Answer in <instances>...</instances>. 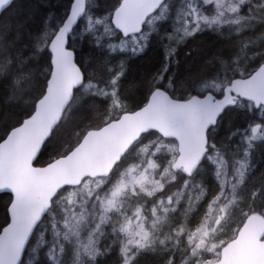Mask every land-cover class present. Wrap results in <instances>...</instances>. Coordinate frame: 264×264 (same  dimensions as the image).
<instances>
[{
	"label": "trees",
	"instance_id": "16d2710c",
	"mask_svg": "<svg viewBox=\"0 0 264 264\" xmlns=\"http://www.w3.org/2000/svg\"><path fill=\"white\" fill-rule=\"evenodd\" d=\"M121 1L88 0L86 15L69 37V47L75 51L77 63L86 74L85 83H102L110 75L104 45L97 43L93 38L85 26V19L89 15L96 18L108 15L111 18ZM72 3L73 0H14L0 15V143L13 128L32 115L37 102L45 94L52 71L50 42L66 20ZM181 3L182 0L165 1L163 5H169L167 20L157 23L155 31L150 34L141 52L131 54L125 60L116 95L128 111L144 106L156 87L166 90V82L171 84L170 91H166L173 97L186 99L200 83L214 80L218 75H222L224 76L222 87L218 89L210 87L204 93L193 92L201 96L212 92L217 97H221L225 83L229 84L234 78L248 77L264 63V39L253 48L252 56L236 61L242 46L241 38L234 34L229 35L225 28L196 31L179 43L175 50L168 51L165 37L171 31V20ZM212 7L205 5L202 10L207 15H212ZM146 29L145 24L141 34L127 38L113 29V33L106 40L120 43L131 37L140 38ZM263 32L264 25H259L255 30L245 34L250 36ZM112 100L111 96L84 93L83 87L76 90L73 102L67 108L51 138L45 143L35 164L46 166L67 155L89 130L99 129L118 118L113 116L116 112L113 113ZM256 125L264 129V106L256 109L251 102L239 99L235 106L225 110L217 125L208 131L207 156L216 154L226 160L230 168H234L244 159L247 153L245 151L249 148L253 154L252 169L247 181V195L234 206L233 217L225 226L227 240L236 235L250 215L259 214L264 217V142L256 149L250 147L248 143V138ZM157 143L171 146L165 159L173 160L177 156L175 140L164 139L157 132L150 131L142 135L130 148L109 177L86 180H91L93 184L104 180L105 183L99 190L102 193L121 175L122 170H127L129 165L139 160L140 150L147 146L148 150H151L153 147L150 145ZM206 158L194 177L208 186V194L200 204L198 213L192 217V228L200 223L203 213L220 189L213 176V166ZM201 168L204 169L203 173L200 172ZM179 175L174 183L167 185L169 191L180 189L183 181L191 178L182 173ZM81 186L65 187L57 194L48 215L33 235L22 264L34 246L38 233H43V238L37 245L33 264H57V237L54 232L55 221L52 212L59 211V201H63L62 205L66 207L68 197L63 195L71 191H79ZM11 201V194H0V232L9 222L8 208ZM111 228L106 223L100 226L97 234L99 236L100 233V237L95 243L97 251L92 264H123V248L127 238L119 231L112 232ZM189 249L186 247L184 250L183 246L177 250L170 249L167 258L170 259L171 264H182L189 256ZM167 258L142 253L134 261L135 264H166Z\"/></svg>",
	"mask_w": 264,
	"mask_h": 264
},
{
	"label": "rangeland",
	"instance_id": "374dc122",
	"mask_svg": "<svg viewBox=\"0 0 264 264\" xmlns=\"http://www.w3.org/2000/svg\"><path fill=\"white\" fill-rule=\"evenodd\" d=\"M205 5L213 6L212 15L203 12ZM168 16L169 5L166 4L147 20V29L140 38L131 37L120 43L106 40L114 29L110 16L86 17L85 26L96 42L104 45L110 75L102 83H85L83 91L111 96L113 113L116 112L114 117L127 110L116 95L125 60L144 49L157 23L167 20ZM171 21V31L165 37L168 51L175 50L179 43L196 31L225 28L229 35L241 38L242 46L236 59L239 61L252 56L253 48L264 39V32L250 36L245 34L264 25V0H182ZM223 77L218 75L214 80L200 83L192 94L204 93L210 87H222ZM170 89L171 84L166 82V90ZM255 128L257 131L251 133L248 143L256 149L264 142V129L260 125ZM150 146L153 147L151 150L148 146L140 150L139 160L129 165L127 170H122L121 175L102 193L99 190L104 180L94 184L85 180L79 188L81 190L63 195L68 197L66 207L62 205L63 201H59V211L52 212L57 237V264H92L97 251L95 243L100 237V233L99 236L97 234L105 223L112 227V232L119 231L127 238L123 264H135L134 260L142 253L165 259L170 249L177 250L180 246L184 250L190 248L189 256L182 264H218L221 249L230 240L225 236V226L233 217L234 206L247 195L248 175L253 163L251 148L245 151L244 159L234 168L214 153L207 156L220 189L203 213L200 223L192 228V217L200 210V204L208 194V186L193 176L183 181L180 189L169 191L167 185L180 176L171 169L176 157L165 159L171 147L168 144ZM203 171L201 168L200 172ZM42 238L43 233H38L24 264L34 263L37 245ZM166 264H171L169 258Z\"/></svg>",
	"mask_w": 264,
	"mask_h": 264
},
{
	"label": "water",
	"instance_id": "95a60500",
	"mask_svg": "<svg viewBox=\"0 0 264 264\" xmlns=\"http://www.w3.org/2000/svg\"><path fill=\"white\" fill-rule=\"evenodd\" d=\"M166 0H122L111 23L122 37L139 35L148 18ZM14 0H0V15ZM88 0H73L69 14L50 42L52 71L35 111L0 143V194L12 195L9 222L0 232V264H22L30 241L48 215L57 194L79 187L87 178L108 177L142 135L155 131L177 143L171 169L192 177L209 151L208 131L239 99L264 106V63L248 77L234 78L223 95L173 97L156 87L147 103L99 129L89 130L67 155L46 166L35 164L45 143L82 88L86 74L77 63L69 37L87 12ZM257 129H255V132ZM218 264H264V217H247L236 237L222 249Z\"/></svg>",
	"mask_w": 264,
	"mask_h": 264
},
{
	"label": "flooded vegetation",
	"instance_id": "af4514ba",
	"mask_svg": "<svg viewBox=\"0 0 264 264\" xmlns=\"http://www.w3.org/2000/svg\"><path fill=\"white\" fill-rule=\"evenodd\" d=\"M255 129H256V128H253V132H255ZM236 234H237V233H236ZM235 236H236V235H235ZM235 236H234V237H232V238H231L229 241H231L232 239H234V238H235ZM229 241H228V242H229ZM224 246H225V245H224ZM222 249H223V248H222ZM222 249H221V252H222ZM220 257H221V256H220Z\"/></svg>",
	"mask_w": 264,
	"mask_h": 264
}]
</instances>
